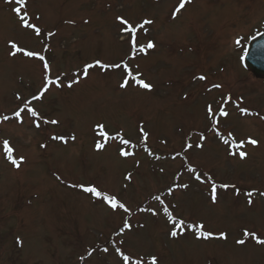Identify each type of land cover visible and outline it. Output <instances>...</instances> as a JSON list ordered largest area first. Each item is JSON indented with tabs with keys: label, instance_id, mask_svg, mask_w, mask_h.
<instances>
[{
	"label": "rangeland",
	"instance_id": "rangeland-1",
	"mask_svg": "<svg viewBox=\"0 0 264 264\" xmlns=\"http://www.w3.org/2000/svg\"><path fill=\"white\" fill-rule=\"evenodd\" d=\"M180 2L28 0V12L41 28L36 36L20 26L12 11L16 5L0 0V140L10 142L14 158L25 157L16 168L0 146V264H121L116 247L133 253V259L142 256L148 261L155 254L158 264H264V245L242 234L247 229L264 239V197L259 195L264 191V85L241 61L244 44L264 28V4L191 0L174 15ZM118 15L134 25L152 20L145 26L147 32L139 30L137 35L140 44L151 39L155 48L132 59ZM11 41L43 55L51 67L49 78H59L60 86H50L30 105L41 116L58 119L59 126L37 121V128L36 118L26 112L23 123L14 117L21 106L17 94L27 100L38 95L45 72L37 58L10 55ZM96 59L124 60L133 69L139 65L152 90L131 82L121 88L119 69H92L88 78L74 75ZM197 75L207 82L200 83ZM74 79L79 83L69 88ZM213 84L222 87L212 88ZM228 95L230 115L218 117L219 130L259 141L258 146H246L244 160L229 156L227 146L208 127L206 105L211 103L215 110ZM235 103L248 114L240 113ZM3 116L10 119L4 121ZM98 122L110 134L120 131L136 144L130 149L134 155L120 156L118 140L97 150ZM140 126L149 133L146 144L141 142ZM54 133L64 134L67 142L52 140ZM200 133L207 139L200 140ZM187 143L193 147L185 151ZM189 167L210 174L218 185L234 184L240 194L231 187L218 188L213 204L209 183L197 182ZM129 173L130 181L125 179ZM89 181L115 194L131 214L113 213L106 204L69 186ZM184 183L189 184L187 189L179 187ZM155 195L170 210L176 206L173 215L203 222L213 237L196 239L191 232L171 237V225ZM148 208L159 214L141 210ZM123 220L131 229L118 235ZM220 232L227 233L226 240L218 238ZM238 239L246 243L237 244Z\"/></svg>",
	"mask_w": 264,
	"mask_h": 264
},
{
	"label": "snow or ice",
	"instance_id": "snow-or-ice-1",
	"mask_svg": "<svg viewBox=\"0 0 264 264\" xmlns=\"http://www.w3.org/2000/svg\"><path fill=\"white\" fill-rule=\"evenodd\" d=\"M6 3L9 4H15L16 6L12 8V11L16 14L18 17L20 26L25 30H30L32 33H34L36 36H39L41 34V28L33 21L30 13L28 12V0H5ZM191 0H181L178 7L175 9L174 15L176 13H179L181 9L185 7L186 3H190ZM39 16L35 17V20H39ZM116 21L119 23L120 32L122 34H126L125 43L128 45V51L131 55V58L134 59L137 53L146 52V50L154 49L155 43L153 40L149 39L146 44H140L139 43V37L137 35L139 30H144L145 33L147 32V29L145 28L146 25H151L153 23L150 19H144L143 21L137 22L135 25L130 22L128 19L124 18L123 16H117ZM87 23V21H85ZM49 35H53V33H49ZM240 42L237 41V44ZM10 47L12 51L10 52V55L15 57L17 54H22L23 56L30 57V58H37L38 60L43 62V69L45 72L44 76V83L43 87L41 88L38 95H33L31 100H27L22 98L19 94H17L16 99L18 101H21V106H18V109L14 112V117L20 122L23 123L22 120V113H27L30 115V117L36 118L33 123L37 128L40 127V123L37 121H42L44 124H51L54 126H59L60 121L58 119H49L47 117H43L40 115V113L37 111L36 108L31 107L33 100H41L46 92H48L49 87L52 85L60 86L59 78L57 80H52L49 78L47 73L51 71V67L49 63L46 61L45 57L41 55L37 51L33 50H26L24 47H21L16 42L11 41ZM92 69H98L101 72L108 71L110 69H119L120 75H121V88H128L131 83H135L139 88L151 91L153 88V85L150 82H146V80L143 77V73L139 71V65H136V68L133 69V67L130 65L129 62L122 60L119 63H112V62H104L100 59H96L93 63H86L82 69L78 73H75L76 76H82L83 78H88L89 72ZM200 80H205L206 77L201 75L198 77ZM73 83H79V79H74L72 82H70L67 86L69 88L72 87ZM212 88H221L222 85L219 84H213L211 86ZM232 101L231 95H228L226 97L222 98V102L220 103L219 107L214 110L213 105L211 103L206 105L205 112H206V118L209 120V131H211L216 137H218L224 145L227 146L226 152L229 156L239 158L240 160H244L248 157V152L245 150L247 145L252 146H258L259 141L256 139H253L251 137L248 138H240L238 139L233 131L229 130L226 134L222 133L219 130V125L221 123L220 119L218 117L227 118L229 117L230 113L227 110V104ZM236 107L242 114H248V110L245 108L239 107L237 104ZM9 116H3L2 120L7 121L9 120ZM261 119H264V117H261ZM94 131L96 134L101 138L100 140L95 141L94 146L97 150H103L105 149V146L108 144L109 141H119V146L117 147L118 154L122 157H128L131 155H134L130 149L137 147L136 144H134L131 140L124 138L120 131H117L114 135L110 134L109 131L106 129V125L103 122L96 123L94 127ZM139 133L141 137V142L145 143L148 140L149 133L144 130L143 126L139 127ZM52 140H60L63 142H67V138L64 134L61 133H54L51 135ZM70 139L75 140V135H72ZM200 140H206L207 137L203 134H199ZM166 143V141H164ZM0 146H2L3 153L5 155V158L16 168H19L21 163L25 160V157L20 156L18 159L13 157L14 148L10 145V142L7 139L0 140ZM45 146V145H42ZM193 147L192 143H187L185 145L184 150L187 151L188 149H191ZM196 147L203 148L204 145L201 143H197ZM163 171V169H161ZM188 171L192 173L194 179L197 182L201 183H209L210 185V197L211 202L215 204L217 202L218 196V188L227 190L228 188H232L237 195L240 194L239 189L236 188L234 184H228V183H220L219 185L215 182L213 177L208 173L200 174L198 173L197 169L194 167H189ZM57 179H60L59 176H57ZM126 180H131L132 176L129 173L125 176ZM72 188H78L82 193L89 194L91 197H94L95 199L101 201L102 203L106 204L113 213L119 214L121 211L125 214H131L132 209L124 202H122L115 194L110 193L108 191L103 190L99 186H97L94 182H77L69 185ZM126 187V186H125ZM179 187L187 189L189 187V184L184 183L179 185ZM173 189L169 187L168 194H171ZM246 195L250 198L253 195L252 191H249L246 193ZM259 195L264 197V191L259 192ZM153 199L155 201H158L161 205V211L164 215V217L167 220V223L171 225L169 229V235L173 238L181 236L185 234L186 232H191V234L196 239H209L212 238L214 233L206 230V226L203 222H197L195 220L186 219L184 217H181L179 215H173V212L176 211V206L172 205L171 210L169 205H166L164 200L161 198L160 195L153 196ZM249 204L252 203L251 199H248L247 201ZM142 211H148L153 216H157L159 213L154 208H148V209H141ZM125 229H131V225L128 223L127 220H123L121 226L117 230L118 235H122L124 233ZM242 234L244 236L251 237L256 240L258 244L264 245V239H260L255 232H251L247 229H244ZM219 239L226 240L227 239V233L220 232L218 234ZM18 243H20L18 238ZM237 244L243 245L246 243L243 239H238L236 241ZM120 244H123V241H120ZM105 253L109 252V249L107 247H104L102 249ZM115 253L120 257L121 264H158V257L155 254H151V258L148 261H145L142 256H137L135 259H133L134 254L133 253H127L123 252L120 247H116L114 249ZM91 255V253H89Z\"/></svg>",
	"mask_w": 264,
	"mask_h": 264
},
{
	"label": "water",
	"instance_id": "water-1",
	"mask_svg": "<svg viewBox=\"0 0 264 264\" xmlns=\"http://www.w3.org/2000/svg\"><path fill=\"white\" fill-rule=\"evenodd\" d=\"M245 67L257 78L264 77V34L251 41L245 58Z\"/></svg>",
	"mask_w": 264,
	"mask_h": 264
},
{
	"label": "flooded vegetation",
	"instance_id": "flooded-vegetation-1",
	"mask_svg": "<svg viewBox=\"0 0 264 264\" xmlns=\"http://www.w3.org/2000/svg\"><path fill=\"white\" fill-rule=\"evenodd\" d=\"M262 84L264 85V79H262Z\"/></svg>",
	"mask_w": 264,
	"mask_h": 264
}]
</instances>
